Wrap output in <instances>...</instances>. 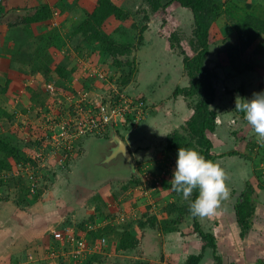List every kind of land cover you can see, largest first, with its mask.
<instances>
[{
  "label": "crops",
  "instance_id": "1",
  "mask_svg": "<svg viewBox=\"0 0 264 264\" xmlns=\"http://www.w3.org/2000/svg\"><path fill=\"white\" fill-rule=\"evenodd\" d=\"M56 2V0L55 2L54 0H0V15L2 12L4 13L3 16H0V107L12 115V120L13 118L20 117L23 121L28 119L33 123L35 121L38 122V119L41 117L48 118L51 114L55 115L53 110L48 109L51 101L54 100V96H62V98L66 99L67 103L70 104L69 98H71V96L66 94V89L64 91L55 89L53 76L44 74V72L41 71L39 59L34 55L39 44V36L54 29L60 34L59 28L54 26L57 22V17L59 18L58 9L55 6ZM68 2L69 0H65L63 5L67 7V9H70ZM44 3L48 4L52 11V15L49 19L30 24L26 30L21 25H14V23L22 19L23 16L33 13ZM92 8L88 9V12H90ZM61 40L63 42L62 44H65L66 39H63L61 36ZM263 55L264 50L258 61L261 57H264ZM55 57L56 56H53V58ZM55 63L57 64L58 62ZM229 67L231 69L227 72V76L229 77L230 75V78L226 83V87L227 89L235 87L231 88L234 90L237 89L236 84L239 83L242 90L235 94L242 93V96L241 98H231V100L229 98L228 104L217 96L212 105L217 113L216 128L215 131L209 133L208 136L213 143L214 151L218 154H228V152L233 150L235 140L231 133L234 130L243 132L246 138H249L247 135L251 133L252 135H250L254 136V138L250 137L252 141L244 139L241 142L240 152L243 154L242 156L225 155L215 160L226 174L225 183L229 189V196L221 200L214 215L210 217L196 216V218L201 229L215 237V254L219 257L220 264H264V177L261 178L258 174H253L255 166L256 169L257 166L258 169L263 167L261 163L253 165L249 159L250 157H248V155L253 154V150L256 151L260 149V152L263 153L264 143L257 142V137L251 125H247L245 122L246 120L243 121L244 117H238L236 114L239 115V113L233 110L235 107H232V102L233 105H236L237 100L252 97L253 94L249 90L251 84H249L248 81L254 74H250V72L234 73L235 70H233L230 65ZM257 75H261V73H257ZM246 77L249 80H246ZM64 82L66 88L69 87L68 84L71 83L76 89H79V86H76L78 85V79L73 73ZM47 83L53 85L54 91L46 89ZM229 86L231 87L229 88ZM74 96L76 95L74 94ZM149 99L154 103L158 101L161 109H166V107L170 106L173 107L171 111L176 113L174 118H172L174 122L171 126L173 128L184 123L192 114V109L186 105L185 99L180 95L173 98ZM227 105H229L230 109H223L226 108ZM157 113H155V115ZM156 118L150 120L149 123H152V127L148 133H145L146 129L144 126H141L142 124L140 128L135 131L133 129H118V135L124 141L131 154V161L128 162L119 156L113 158L114 161L110 158L107 160L104 159L114 150L115 143L111 142V139L114 134H117L115 131H108L107 129L106 133H108L107 135L109 136L106 135L105 138H103L102 135L96 137L90 136L78 143L79 147H83L86 144L91 145L87 148L90 150V156L93 154L94 150H96L94 147L97 146L98 143H101V150L97 156L100 161H103L101 165L105 167V171L103 170V172H97V175L95 174L96 177L100 176V180H96L94 186L87 183L90 181L87 176L75 177L74 175H63V177H59L57 185L51 186L48 191L43 194L42 201L34 199L31 195L22 196L20 194L17 196H0V264L44 263V261H40V259H44L48 254L37 259L31 252H34L35 249L39 250L41 247L49 246V241L55 243L56 247L50 248V253L53 249L54 250L51 257H49L50 260L46 262L48 264H64L62 257H64L65 252L68 253L69 247H66L62 242L56 240L53 234L51 235L52 238H50L48 234H46V231L53 233L67 226L72 228L76 235H84L82 231L77 229V226L75 227V225L73 226L70 224L78 219V215L74 217V214L69 211L70 206L68 205L67 208H65L66 204L61 203L62 199L74 188L75 183L83 184V188H87L85 186L86 183L90 186L88 188L91 189L99 186L98 193L102 195L104 205H115L118 204V201L123 202L122 204L126 207L125 210L127 211L126 217L131 219L130 222H132L129 226V230L138 239V245L133 250H116L113 248L109 254L108 250L103 249L99 251H89L88 253L90 254L96 253L102 256V261L95 262L94 264H110L111 261H118V257H132L148 264H183L188 255L199 253L202 250L204 242L200 235L194 231L191 220L184 221V223L179 225L177 231L161 232L157 227L150 226V221L146 219L145 216V214L151 213V215L155 216L157 221L160 222L162 218L166 216L162 210V206L175 200V197L170 195L169 183H171L173 177L176 159L169 156L168 160L166 157L165 154H168L164 151L166 142L165 145H162L161 149L157 147L158 143L154 142L152 139L155 134L159 137L163 135L162 131L166 129L165 121L161 122L158 117ZM230 122H235L233 125V127H235L234 130H229V126L232 125ZM23 127L24 126H21V130H24ZM172 127L170 129H173ZM42 129L47 131L48 135H50L47 128L45 130L43 126ZM68 163H75L74 159ZM111 165L113 168L110 167ZM137 167L139 168L138 170ZM100 173L103 175H100ZM119 173H126L124 178H127L128 181L132 174L135 173L139 182L130 186L126 191L121 187V190L119 188L118 192L117 189H112L109 194L110 199H108V197L105 196V191L110 190H106L107 187L103 186L101 182L109 180L110 177L119 178V176H115L119 175ZM141 173H145L143 175L145 176L144 178ZM36 181L37 180L34 179L29 185H26L29 191L30 188L33 190L36 189ZM247 183H249L254 190L253 197L255 198V209L249 230L246 231L244 236H241V228L237 221L235 204ZM0 188V192L3 194L5 190L3 187ZM62 191H64V193H62ZM61 193L65 196H61ZM124 193H133L132 195H135V198L138 193L141 195L138 199L136 198L130 201L125 199ZM150 200H154V204L151 203ZM127 207H129V209H127ZM154 207H156V209H154ZM92 211H95V209ZM80 213L83 215L82 219H87V215H91V210L85 209ZM122 216L123 215H121V219ZM136 217L143 223L142 225L132 220ZM124 225L125 224L116 229L121 230ZM106 240L109 244L111 243L110 238H106L105 241ZM114 242H112V244ZM104 245L105 244L102 246ZM102 246H98L96 249ZM27 248L28 250L32 249V251H26ZM64 248L67 249L64 250ZM59 249H61L60 252ZM30 254H32V256ZM152 254L156 257L158 256L156 260L153 259ZM59 255H61V259H56ZM80 257H85V254ZM199 264H216L213 249L211 247H205L203 257Z\"/></svg>",
  "mask_w": 264,
  "mask_h": 264
},
{
  "label": "rangeland",
  "instance_id": "2",
  "mask_svg": "<svg viewBox=\"0 0 264 264\" xmlns=\"http://www.w3.org/2000/svg\"><path fill=\"white\" fill-rule=\"evenodd\" d=\"M56 1L55 6L59 12V18L57 17V22L54 26L59 28L62 38H65L66 41L65 44H62L63 42L61 41L58 45L50 48L52 58L48 61H55L60 64L63 63L66 69L68 68V71L72 69L73 74L78 79V85L76 86H79V89H76L71 83L68 84L69 87L66 88V94L71 96V98H69L70 104H68L66 99L62 98V96H52L54 100L51 101L48 109L53 110L55 115L51 114L48 118L41 117L38 119V122L35 121L33 123L28 119L25 120L28 122H25L21 120L20 117L13 118V120L2 119L0 121V137L7 138L10 144L21 147L25 154L34 162V164L31 162H28L27 164H18L13 166L11 170L0 172V176L3 177L0 187H3L5 190L3 194L0 192V196H17L23 191L25 185H29L32 180L36 179L37 191L39 194L38 196L34 195V199L42 201L43 194L48 191L51 186L57 185L59 177H63V175H74L75 177L87 176L90 180L87 183L94 186L95 181L100 180V176L96 177L97 172H103L105 169V167L101 165V162L103 161H100L97 156L101 150V143H98L97 146L94 147L96 150H94L91 156L89 155L90 150L87 149L91 145L86 144L83 147H79L78 143L84 138L90 136L96 137L102 135L103 138H105L108 126H110L108 125V122L110 121L103 122L100 119L98 108L100 107V104L105 106V102L107 101H110L108 105L113 103L115 106L122 109L117 121L116 119L111 120L113 123L112 126L117 125L118 128H116L119 130L133 129L135 131L136 129H139L142 124L141 126H144L146 129L145 133H148L152 127V123H149L152 118L158 117L161 122L165 121L166 129L162 131L163 135L159 137L155 134L152 137L154 142L158 143L157 147L161 149L162 145H165L166 134L178 127L176 126L173 128L171 126L174 122L172 118H174V115L176 114L174 111H171L173 107L170 106L166 107V109H161L158 101L154 103L150 101L149 98H173L172 93L175 87L188 85V77L183 71L182 55L180 52L184 50L186 54L193 55L192 49L189 45V40L192 35V19L190 18L192 15L190 12L183 9L178 4L173 3L166 16L167 21L162 23L161 16L157 15H150L148 16V20L145 19V12L143 10L145 5L143 0H113L115 4L123 7L129 12V18L122 22L111 20L108 22L105 29L106 31L111 32L116 39L129 42L133 45L134 50L128 57L130 60H134V66H136L132 81L127 86H122L121 81L127 74L128 67L123 69L114 68L112 66V59L99 52L97 45L94 43H87L83 41L80 34L73 33L76 26L84 20L86 11L96 4V0H69L68 4L70 5V9H67V7L63 5L65 0ZM251 1L254 3L257 2L258 4H264V0ZM217 22L222 28L223 33L230 32L228 33V40L230 42L234 41L235 36L230 29H228L226 17L220 16ZM144 25L147 26V29L143 32L142 39H139V29ZM171 33L177 34L181 48L178 47L179 43L176 48L170 47L167 36L171 35ZM261 38L264 41V35H262ZM225 43L227 42L222 40L221 37L211 41L210 55L207 63L210 67L215 66L214 70L218 74V79L215 80L218 88V95L219 98H222L221 100H224V102L227 103L229 98L230 100L231 98H241L242 93H237V95L235 93L230 94L224 89L230 78V75L229 77L227 76V72L231 69L226 54L224 53ZM53 56L56 57L53 58ZM123 60H126V57H123ZM257 61L258 60L255 61L254 72L250 71V74L254 75L251 76L250 80L246 77V80H249L248 82L251 84L249 90L252 94L257 91H264V57H261L260 60ZM216 64H218V66H216ZM241 64H238L235 68L242 67L243 65ZM234 73H238L237 70H235ZM257 73H261V75H257ZM231 86H229V88ZM236 86V88H239L241 85L237 83ZM231 88L228 90H233ZM245 90L247 91V88ZM74 94L76 96H74ZM138 94H143L145 96L144 101L136 100ZM81 99H84V101ZM139 102H143V104H140ZM185 103L187 105V100H185ZM232 107H234L233 102ZM83 108H86V110L83 111ZM227 108H229V105L223 109ZM233 110L236 111L234 108ZM155 113L157 114L155 115ZM236 115L241 118L238 114ZM128 118L133 122L130 123ZM70 119L71 123H69V125L75 124V126L76 124H81L82 126L84 120L89 119L85 122L86 124H89L88 126L91 130L89 129L87 133L77 136L76 139H73L70 142H63L61 140L60 142L55 141L54 139L59 138L60 126L62 123L64 121L67 122ZM91 119L98 124L97 127L96 123H91ZM243 121H245V119ZM245 122L248 125V122ZM230 123L232 125L229 126V130H234L235 127H233V125L235 122ZM21 126H24V130H21ZM43 126L45 130L47 128L50 135H48L47 131L42 129ZM171 127L173 129H170ZM250 134L251 133H249L247 137L254 138V136H251L252 134ZM32 140L37 143L35 144ZM165 155L169 160L168 154ZM248 157H250L249 159L253 165L256 163H261V165L264 164V155L260 152V149L254 151L253 154L248 155ZM73 159L75 163L69 164L68 162ZM105 159L107 160V158ZM92 166L93 171L96 172L92 171ZM110 167L113 168L112 165ZM138 169L139 168L137 167V170ZM263 170V168L258 169V166L256 169L255 166L253 174L259 175L258 172ZM144 174L141 173L142 176ZM100 175L103 174L100 173ZM115 176H119V178L110 177L109 180L101 182L103 186L107 187L106 190H110L105 191V196L108 197V199H110L109 194L112 189H117L118 192L120 187L123 188V186L129 185L127 178H124L126 173H119V175ZM144 177L145 176H143V178ZM20 178L23 181L20 180ZM87 183L85 186L88 188L90 186ZM22 186L23 188H21ZM87 188H83V184L75 183L74 188H72L66 196L62 194L64 191L60 194L61 196L63 195V197L65 196L61 201L62 204H66L65 208L69 205V211L74 214V217L78 215V219L70 224L73 226L75 225V227L77 226L78 229L79 226L84 223V225L90 226L91 232H94L97 229L105 228L107 225L114 228H120L123 224H127L131 221V219L126 217L127 211L125 210L126 207L122 204L123 202L118 201V204L115 205H104L103 197L98 193L99 186L92 189ZM139 193L136 195L137 199L143 194ZM129 194L124 193L125 199L130 201L136 199L135 195H132L133 193ZM24 195H26V192ZM187 201L189 200L182 198L179 200V204L183 205V203ZM150 202L154 204V200H150ZM156 207H154V209H156ZM85 209H90L91 215H87V219H82L83 215H81L80 212ZM94 209L95 211H92ZM127 209H129V207H127ZM121 215H123L122 219ZM132 220L137 221L139 219L136 217ZM62 228H67V226ZM70 229L73 230L72 228ZM81 231H85V229H81ZM46 234L52 238L51 235L53 233L46 231ZM102 237L105 239L107 238L106 234H103ZM49 242L50 245L47 247H41L39 250L35 249L34 252H31L32 249L28 250L27 248L26 251L28 250L31 252L37 259L48 254L44 259H40V261L42 260L45 264H48L46 261L50 260L49 257H51L54 250L53 249L50 253V248L56 247L55 243L52 241ZM112 242L109 244L106 240L105 245L101 248L90 249L89 251L92 252L103 249L108 250L109 254L112 249L115 248V243L112 244ZM66 249L64 248V250ZM60 251L61 249H59V252ZM88 252L85 254V257L90 254ZM32 254L30 255L32 256ZM85 257H73L65 252L62 259L64 260V264H77ZM157 257L153 255L154 260H156ZM58 258L61 259V255L56 259ZM117 260L118 261L116 262L111 261L110 264H125L129 261L138 259L132 257H118ZM44 263L41 262L39 264Z\"/></svg>",
  "mask_w": 264,
  "mask_h": 264
},
{
  "label": "trees",
  "instance_id": "3",
  "mask_svg": "<svg viewBox=\"0 0 264 264\" xmlns=\"http://www.w3.org/2000/svg\"><path fill=\"white\" fill-rule=\"evenodd\" d=\"M143 3L145 5L143 10L146 20H148V16L150 15H157L161 16L162 23H165L167 21L166 16L173 3L188 10L192 15L190 16L192 19V35L189 40V45L193 55L186 54L184 50L180 52L182 55L183 71L188 77V85L183 87L177 86L172 93L173 97L180 95L187 100V106L192 109V114L185 120L184 124L179 125L170 133L166 134L164 151L168 153V157L171 156L176 159L180 147L194 148L206 159L214 162L217 158L225 155L242 156L243 154L240 152L241 142L244 139L252 141L251 138H246L243 132L232 131L235 146L228 154L216 153L213 148V143L208 136L216 128L217 113L212 105L219 95L215 83V80L218 79V74L214 70L215 66L210 67L207 62L210 55L211 41L221 37L222 40L227 42L224 45V53L233 70H237L238 73H243L255 69V61L259 59L264 50V41L261 38L264 35V4L254 3L251 0H238V2L237 0H143ZM3 14L2 12L1 15ZM51 15L52 11L50 6L44 3L33 13L23 16L14 25H21L26 30L30 24L47 20ZM220 16L226 17L228 29L235 36L234 41L230 42L228 40V33L230 32L223 33L222 28L219 26L217 20ZM128 18L129 12L115 4L113 0H96L95 6L90 12L86 11L84 20L73 31L75 34H80L83 41L97 45L99 52L112 59V66L114 68L123 69L128 67V72L121 81L122 86H127L132 81L133 73L136 70L134 60H130L128 57L133 52L134 47L129 42L116 39L111 32L106 31L105 27L111 20L122 22ZM146 29V25L140 27L139 39H142V34ZM161 36L164 37L163 35ZM38 39L39 44L34 55L39 59V67L44 74L53 76L56 90L64 91L66 89L64 81L73 73V70L70 69L68 71L65 65L60 63L56 64L55 61H48L52 58L49 49L62 41L61 36L54 29L39 36ZM167 40L171 48H176L179 43V37H177L176 33H171V35L167 36ZM178 47L181 48L180 43ZM123 57H126V60H123ZM238 64L243 66L237 67L236 69L235 66ZM224 89L232 94L241 91L242 87L234 90H228L227 87ZM144 98L145 96L143 94L136 96V100L144 101ZM237 113H239V116L244 117L243 113L238 111ZM2 119L11 120L12 115L0 107V121ZM129 122L131 123L133 121L129 119ZM116 127L110 125L108 126V131L112 130L119 134V130L115 129ZM32 141L35 144L37 143L34 140ZM0 155V172L11 170L13 166L18 164H27L28 162L34 164L21 147L10 144L7 138L0 137ZM258 173L259 176L264 177V171H259ZM20 180L22 179L20 178ZM138 182V177L133 173L129 179V185L123 186V190H127L130 186ZM169 190L170 195L175 197V200L162 206V210L166 216L158 222L156 217L152 216L151 213L145 214L146 219L150 221V226L157 227L161 232L177 231L179 225L184 223V221L191 220L194 231L200 235L204 244L199 253L188 255L183 264H199L203 257L205 247H211L213 249L216 264H220L219 257L215 254V237L210 233L204 232L196 216H193L189 211V205L198 195V190L194 189L188 199L189 201L183 203V205L179 204V200L183 198L182 194L174 192L171 188V183H169ZM25 192L26 195H33V197L39 194L37 188L34 192H31L26 188V185L20 194L24 196ZM253 193V187L247 183L235 204L237 221L241 228V236H244L246 231L249 230L251 219L254 215L255 198L253 197ZM136 222L140 223V225L143 224L140 220ZM131 223L128 222L125 224L121 230H117V227L114 228L107 225L105 228L91 232L90 226H86L84 223L78 229L79 231L85 229V231H82L84 233L83 237L89 245H93L95 240H100L103 238V234H106L107 238L111 239V242L112 240L115 241L113 242L115 243L116 250H133L138 245V239L129 230ZM77 236L80 237L79 234ZM101 261V256L93 253L86 256L77 264H94L95 262ZM125 264L147 263L138 259Z\"/></svg>",
  "mask_w": 264,
  "mask_h": 264
},
{
  "label": "clouds",
  "instance_id": "4",
  "mask_svg": "<svg viewBox=\"0 0 264 264\" xmlns=\"http://www.w3.org/2000/svg\"><path fill=\"white\" fill-rule=\"evenodd\" d=\"M235 109L243 113L257 142L264 143V91L237 100ZM225 180L226 174L217 162L206 159L194 148L178 149L171 188L182 194L185 200L190 198L194 189L198 190V195L189 205L193 216L210 217L215 214L221 200L229 196Z\"/></svg>",
  "mask_w": 264,
  "mask_h": 264
},
{
  "label": "built area",
  "instance_id": "5",
  "mask_svg": "<svg viewBox=\"0 0 264 264\" xmlns=\"http://www.w3.org/2000/svg\"><path fill=\"white\" fill-rule=\"evenodd\" d=\"M46 89L49 91H53V85L51 83H47L46 84ZM82 101H84V99H81ZM110 101L105 102V106L100 104V107L98 108L99 111V117L103 122H108V125H112V121L111 120H115L117 121L119 115H120V111L122 110L120 107L115 106L113 103L109 104ZM140 104H143V102H139ZM86 108H83V111H85ZM86 120L89 119H85L84 123L82 124H73V125H69V123H71V119L68 120L67 122H63L62 125L60 126V133H59V138L58 139H54L55 141H63V142H67V141H72L73 139H76L77 136H81L85 133H87L90 129V127L88 126L89 124H86ZM91 123H96L94 122V120H90ZM98 126V124L96 123V127ZM91 130V129H90ZM58 142V143H59ZM264 155V152L262 153ZM264 159V158H263ZM262 167L264 169V164H262ZM264 171V170H263ZM3 177L0 176V183L2 182ZM37 188V185H36ZM31 192H34L35 189L33 190L32 188H30ZM53 236L56 240H58L59 242H62L63 245L69 247V251L68 253L73 256V257H80L83 254H86L90 249L92 248H97L98 246H102L103 244H105V238H101L100 240H95L93 245H89V243L86 241V239L83 236L78 237L74 230H71L70 228H62L61 230L58 231H54L53 232Z\"/></svg>",
  "mask_w": 264,
  "mask_h": 264
},
{
  "label": "water",
  "instance_id": "6",
  "mask_svg": "<svg viewBox=\"0 0 264 264\" xmlns=\"http://www.w3.org/2000/svg\"><path fill=\"white\" fill-rule=\"evenodd\" d=\"M111 142L115 143V147H114L113 152H111V154L107 156V159L109 158L113 159L116 156H119L120 158L126 160L127 162L131 161V154L129 152V149L118 134L113 135ZM160 241H161V238H160Z\"/></svg>",
  "mask_w": 264,
  "mask_h": 264
}]
</instances>
